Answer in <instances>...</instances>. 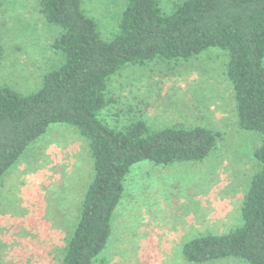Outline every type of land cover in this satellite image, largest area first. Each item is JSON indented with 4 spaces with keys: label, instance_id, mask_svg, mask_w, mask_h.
<instances>
[{
    "label": "rangeland",
    "instance_id": "rangeland-1",
    "mask_svg": "<svg viewBox=\"0 0 264 264\" xmlns=\"http://www.w3.org/2000/svg\"><path fill=\"white\" fill-rule=\"evenodd\" d=\"M169 14L182 0H158ZM126 0H81L83 11L111 40ZM60 29L39 13L38 0H0V86L23 94L40 89L61 64L52 43ZM227 54L209 48L188 61L126 65L110 77V104L99 119L123 130L202 127L217 134L198 162L132 166L114 210L111 233L94 264H193L182 256L190 240L241 226V207L259 170L260 137L239 129ZM93 179L88 141L74 127L52 124L0 178V264H61ZM202 264H246L226 258Z\"/></svg>",
    "mask_w": 264,
    "mask_h": 264
},
{
    "label": "trees",
    "instance_id": "trees-1",
    "mask_svg": "<svg viewBox=\"0 0 264 264\" xmlns=\"http://www.w3.org/2000/svg\"><path fill=\"white\" fill-rule=\"evenodd\" d=\"M38 9L60 29L52 48L62 61L34 93L0 86V178L52 124L74 127L88 141L93 179L61 264L98 259L133 165L198 162L218 137L202 127L150 132L142 121L120 131L107 127L99 115L110 104V77L126 65L188 61L209 48L227 54L225 73L233 86L237 125L260 137L253 152L260 168L244 195L241 226L190 240L182 256L193 264L226 258L264 264V0H182L169 14L158 0H126L111 40L101 37L81 0H38ZM2 55L0 42V60Z\"/></svg>",
    "mask_w": 264,
    "mask_h": 264
},
{
    "label": "crops",
    "instance_id": "crops-1",
    "mask_svg": "<svg viewBox=\"0 0 264 264\" xmlns=\"http://www.w3.org/2000/svg\"><path fill=\"white\" fill-rule=\"evenodd\" d=\"M241 209V208H240Z\"/></svg>",
    "mask_w": 264,
    "mask_h": 264
}]
</instances>
